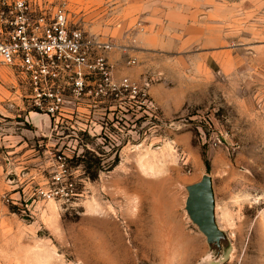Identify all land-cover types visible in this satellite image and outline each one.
Here are the masks:
<instances>
[{
  "label": "rangeland",
  "instance_id": "rangeland-1",
  "mask_svg": "<svg viewBox=\"0 0 264 264\" xmlns=\"http://www.w3.org/2000/svg\"><path fill=\"white\" fill-rule=\"evenodd\" d=\"M68 4L111 46L99 49L109 79L94 74L80 95L64 79L50 113L0 67V264H168L127 225L168 199L186 239L172 264H264V0ZM155 89L186 90L187 104L170 115ZM86 145L85 159L118 164L90 177ZM204 174L231 242L218 260L185 211V187Z\"/></svg>",
  "mask_w": 264,
  "mask_h": 264
},
{
  "label": "built area",
  "instance_id": "built-area-1",
  "mask_svg": "<svg viewBox=\"0 0 264 264\" xmlns=\"http://www.w3.org/2000/svg\"><path fill=\"white\" fill-rule=\"evenodd\" d=\"M69 0H0V67L11 69L17 84L25 83L50 113L63 99L57 87L69 79L75 94H82L94 74L109 79V49L90 39L70 18ZM125 86L129 87L126 80ZM222 143L217 136L214 146Z\"/></svg>",
  "mask_w": 264,
  "mask_h": 264
},
{
  "label": "water",
  "instance_id": "water-1",
  "mask_svg": "<svg viewBox=\"0 0 264 264\" xmlns=\"http://www.w3.org/2000/svg\"><path fill=\"white\" fill-rule=\"evenodd\" d=\"M185 211L192 223L206 237L211 253L220 259L231 246L228 234L220 227L213 177L202 178L187 185Z\"/></svg>",
  "mask_w": 264,
  "mask_h": 264
},
{
  "label": "bare ground",
  "instance_id": "bare-ground-1",
  "mask_svg": "<svg viewBox=\"0 0 264 264\" xmlns=\"http://www.w3.org/2000/svg\"><path fill=\"white\" fill-rule=\"evenodd\" d=\"M140 165H141V163H140ZM142 167H146V165L143 163ZM171 206H172V204L170 202V199H168L167 201L162 202L159 207H156L154 210H152L153 214L150 213L145 218L142 217L141 212L139 211L140 210L139 208H137L138 213L135 214L136 210L132 206L129 208L130 215L135 214L136 217H135V219H132V217L130 216L129 220L127 221V225L130 227L132 224H137V223L141 224V226H142V228H144V231L146 232L147 236H149L148 244L150 246H153V247H154V245H157V248H155V250H153V251L156 252L158 249L159 252H161L164 256H166L168 264H172L174 262L173 259L175 258V255H176L175 254L176 245L174 243L175 240L178 239L182 243L186 241V239L184 238V236L182 234L181 222H180L179 218L176 217L174 209H172ZM129 211H127V212H129ZM143 221H145V222L143 223ZM128 230H129L128 235H130V237L132 238L131 243L135 244L136 240L132 237L133 232H132L131 228H129ZM174 245H175V247H174ZM177 246H179V245L177 244ZM185 258H187V257H185ZM178 259H180V258H178ZM183 260H184V258H183Z\"/></svg>",
  "mask_w": 264,
  "mask_h": 264
},
{
  "label": "crops",
  "instance_id": "crops-1",
  "mask_svg": "<svg viewBox=\"0 0 264 264\" xmlns=\"http://www.w3.org/2000/svg\"><path fill=\"white\" fill-rule=\"evenodd\" d=\"M160 91V89H155L154 91H152V96L158 104L164 105L166 107L165 109L170 113V115L182 110L183 107L187 104L188 92L186 90L179 93H173L169 90H166L164 91L165 96H162V93H160ZM0 111H2L1 106Z\"/></svg>",
  "mask_w": 264,
  "mask_h": 264
},
{
  "label": "trees",
  "instance_id": "trees-1",
  "mask_svg": "<svg viewBox=\"0 0 264 264\" xmlns=\"http://www.w3.org/2000/svg\"><path fill=\"white\" fill-rule=\"evenodd\" d=\"M83 148H85V151H86V154H83L84 155V163H83L84 170L92 178L98 177V175L100 174V171L111 170L119 162V155L118 154L116 155V157L114 159H107L106 160V159H103L101 157H96V156H95V160L94 159L92 160V158H90L89 160L85 159V157H87V155L89 153H91L92 155H95V154L92 153L90 151V149H88L87 145L83 146ZM108 156L110 158L111 153H109ZM96 163H97V165H96Z\"/></svg>",
  "mask_w": 264,
  "mask_h": 264
}]
</instances>
